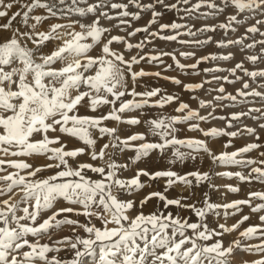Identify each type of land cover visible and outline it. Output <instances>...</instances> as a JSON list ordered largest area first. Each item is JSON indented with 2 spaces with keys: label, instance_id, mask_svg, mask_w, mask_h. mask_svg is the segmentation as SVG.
Segmentation results:
<instances>
[{
  "label": "snow or ice",
  "instance_id": "snow-or-ice-1",
  "mask_svg": "<svg viewBox=\"0 0 264 264\" xmlns=\"http://www.w3.org/2000/svg\"><path fill=\"white\" fill-rule=\"evenodd\" d=\"M190 3L0 0V264H264V214L243 230L249 215H240L230 226L227 223L243 207L255 214L264 212V191H250L246 199L224 203L213 202L208 192H196L202 184L219 192L213 175L264 185V152L258 158L248 156L261 144L251 142L227 150L242 134L260 140L257 128L244 124V119L264 121V108L215 114L216 107L256 102L249 97L264 102V91L256 90L264 89V68L244 66L245 62L253 66L264 63V31L260 28L264 19L258 18L264 17V0H199L190 8L180 7ZM130 5L136 11L130 12ZM205 7L208 12L199 11ZM14 8L17 10L12 11ZM229 10L232 14L226 15V22L196 31L187 23L163 22L165 12H184L180 20L186 21L216 17ZM141 13H150L147 24L128 31ZM193 13L199 15L193 17ZM84 18L90 22L85 23ZM101 20L118 21L112 27L126 35H112ZM251 20L255 23H249ZM240 28L242 34L228 38ZM217 29L224 33L215 41L221 52L199 58L195 51L179 53L195 59L192 64L180 63L174 52H145L156 40L203 47L213 42L211 36L205 40L179 38ZM138 33L143 39L131 43L129 38ZM257 36L262 39H255ZM248 40L252 42L246 43ZM257 45L259 54L245 55L231 69L200 68L208 62L234 60L236 52L226 51L229 48L247 53ZM164 57H170L174 67ZM141 62L163 66L165 72L211 75V79L184 83L160 71L135 70ZM222 71L229 75H215ZM238 71L243 75H237ZM146 76L168 80L188 93L216 82L219 86L211 91L218 95L213 96L214 103L199 99L198 108L193 109L179 95L160 87L138 91ZM241 81L235 94L223 86ZM225 100L231 103L224 104ZM170 105H175V114L144 115L146 109L163 110ZM208 108L212 111L201 115L200 110ZM209 120L223 121L225 127L201 126ZM231 128L239 131L227 130ZM258 128L264 130V123ZM184 131L199 135L181 137ZM220 137L227 140L217 152L210 143ZM72 142L80 146L69 148ZM169 153L172 158L166 167L151 170L157 156L167 158ZM118 156L126 158L118 161ZM205 157L217 167L247 171H201ZM188 162L193 170H177ZM130 171V176H124ZM176 187L187 190L188 195L173 196ZM145 188L158 190L144 193ZM224 188L226 193L240 191L231 184ZM253 200L260 203L253 206ZM213 216L219 217L214 223ZM65 230L70 234L58 236ZM236 232L239 238L226 246L224 236ZM45 238L49 242L41 243ZM252 240L259 243H248ZM61 252H70V258L60 256ZM237 253L260 258L237 260Z\"/></svg>",
  "mask_w": 264,
  "mask_h": 264
},
{
  "label": "rangeland",
  "instance_id": "rangeland-1",
  "mask_svg": "<svg viewBox=\"0 0 264 264\" xmlns=\"http://www.w3.org/2000/svg\"><path fill=\"white\" fill-rule=\"evenodd\" d=\"M89 2H93V0H89ZM113 2L128 3V0H113ZM144 2L147 3V2H150V0H144ZM171 2H175V0H171ZM198 2H199V0H191V3L189 5H180V7L181 8H184V7L190 8L192 5H194ZM217 2L219 3V0H217ZM15 10H17V9L14 8L12 11H15ZM128 10L130 12L136 11V9L133 8L131 5L129 6ZM157 10H160V9H157ZM199 11L200 12H208L209 9H207L205 7V8H201ZM229 14H232V10H229L227 13L216 16V17L209 16L207 19L201 17L199 20L191 19V20L182 21V20H180V16L185 15V13L184 12L176 13L175 11H172V12H165L163 22H170L172 20H176L177 22H180V23H187L189 28L192 31H196L197 28H202L205 25L217 26L220 23L226 22V15H229ZM110 15H115V13L112 12V13H110ZM197 15H199V13H193V17H195ZM258 18L264 19V17H258ZM149 19H150V13H141V19L138 21H132V28L128 29V31H131L134 28L145 26ZM0 22H3V21H0ZM84 22L89 23L90 18H84ZM101 23L105 27H108L111 29L112 35H121V36L126 35L125 32H122L119 29L112 27L114 24L118 23V21H116V20H113L111 22L106 21V20H101ZM249 23H255V21L251 20V21H249ZM193 25H195V27H193ZM260 28H261V31H264V26H260ZM152 30H156V26H153ZM181 31L184 32V31H187V29H181ZM243 32H244V29L240 28L236 34L229 33L228 38L235 39L240 34H242ZM210 36L213 38V42L211 44L205 45L203 47H193V46H189V45H181L178 42H167V41L156 40V41H154V43L152 45H149L145 48V52H149L151 49H155L156 51L164 50V51H168V52H174L177 55V59H179L180 63L192 64V63H195V59H191V58L185 59V58L181 57L179 55V53L181 51H184V52L195 51L196 58H199L201 56L208 55L211 53H219L222 50H220L216 47L215 41L220 40L224 36V33L221 30L217 29V31L215 33L198 32L195 37L181 36L179 38V39H184V40H195V39L205 40ZM141 39H143V34H141V33H138L135 37L129 38L130 42L133 44L139 42ZM255 39L259 40V39H262V37L257 36ZM251 42H252V40L246 41V43H251ZM114 47H118V46L114 45ZM98 51H99V49L92 52L91 54L96 55ZM226 51L236 52L235 59L232 61H229V62H225V61L208 62L205 64H201L200 68L203 69V68L220 67L222 69H231L232 67H234L235 63L241 61L245 55L259 54L260 46L257 45L255 50H252V51L247 52V53H240L236 48H229ZM133 54H135V51ZM153 54H155V53H153ZM164 60H165L166 64H173V67H174V62L170 57H164ZM244 66L246 68H248L249 70H256L257 68H264V63H258V65L253 66V65L245 62ZM134 68H135V70H139V68H144V70L147 72L160 71L163 76L178 77L184 83H199L205 79H211V75H209V76H205L203 74H201L199 76L184 75L183 73H180L178 70H169V71L165 72V71H163V66L155 67V66L149 65L145 62H141V64L139 66H134ZM187 71L191 72L192 70L188 69ZM215 75L228 76L229 73L227 71H222V72L215 73ZM237 75L242 76L243 73L238 71ZM229 79H234V77L229 76ZM244 79L247 80L248 78L244 77ZM249 83L251 84V81H249ZM218 86H219L218 83L213 82L212 84H206L205 89H202L197 93H188V92H184L181 87L172 84L168 80L159 79V78H156L154 76H146V77H143L141 79L140 85H139L137 90L143 91L145 89V87H160L168 93H175V94L179 95L182 100H184L185 102H188L190 104L191 108L196 109V108H198V100L199 99H203L205 101L213 102V96L218 95V93L212 92L211 90L218 87ZM223 86L226 88L228 93L235 94V91L242 87V81L237 82L235 84H224ZM251 86L253 88L256 87L254 84H252ZM256 90L257 91H264V89H261V88H257ZM209 93H211V94H209ZM193 95L197 96L198 99L192 100L191 97ZM239 99L240 98L238 97V100ZM248 99L249 100H255L256 102L252 103V104H246L243 106H237L235 108L228 107V108L221 109L219 107H216L215 114L217 116H223V115H227L233 111L238 112L241 110H247V108H249V107L264 108V102H261L259 100V98L249 97ZM230 103H231L230 101H227V100L224 101V104H230ZM174 107H175V105H170V106H167L163 110L146 109L144 112V115L148 118H153V117L157 116L160 111H163L165 114H175V113H173ZM200 111H201V115H207V113L212 111V109L211 108L201 109ZM259 123H264V121H253V120L247 119V118L244 119V124H246L250 127L257 128V132L260 136L259 141H255L254 137H249L246 134H242L241 136H238L237 138L234 139L233 148H230L227 150L232 151V150H235V148L246 145L247 143L256 142V143L261 144L262 147L253 151L252 153H249L248 156L250 158H258L259 153L264 152V130H260L258 128ZM111 126H115V125H111ZM201 126L204 127L205 129L212 128V127L224 128L225 123L223 121H219V120H209L208 123L202 124ZM227 130L228 131H239V128H231V129H227ZM180 135H181V137H184V136L197 137L199 134L194 133V132L184 131ZM199 138H203V137L201 136ZM226 140H227L226 137L217 138L215 142L210 143V147H212L214 151L218 152L221 150V144L226 142ZM78 146H80V144L78 142H72V143H69V145H68L69 148L78 147ZM125 158L126 157H124V156H118L117 157L118 161H122ZM171 158L172 157H171L170 153L168 154L167 158H161V157L157 156L156 162L151 167V170H158V169H162V168L166 167L167 166V160L171 159ZM13 159H15V158H13ZM83 159H87V157H84ZM140 166L143 167L144 165L141 164ZM254 166H257V165H254ZM177 170L182 171V172L188 171V170H193V165L191 162H188L186 165H178ZM200 170L201 171H213V172H222V171H245L246 172L247 171L245 169H241L238 167H217L216 165L212 164L210 159H207L206 157L203 158V164L201 165ZM46 174L47 173H44V175H46ZM131 174H132L131 171L126 172V173H124V176L127 177V176H130ZM212 182L214 184L220 186L219 192H217V191L207 187V185H203V184L199 188L196 189V192L198 195H200L202 192H208L209 195L211 196L212 201L218 202V203L231 202V201L237 200V199H246L247 194L250 191H264V185H261L257 182H253L251 184L241 183L236 178L228 179L226 177L213 175ZM162 184H163V181L160 182L161 186H162ZM228 184H231L235 187H238L240 189V191L238 193H226V189L224 188V185H228ZM153 190H158V188H145L143 190V192L147 193V192L153 191ZM180 192H183L184 195H188V191L184 190L180 187H176L172 191L171 194L174 196V195L179 194ZM223 193H226V195H222ZM154 203H155L154 201L151 202L148 205V208L151 209V207L153 206ZM252 203H253V206H255L257 203H260V202L253 200ZM57 206L59 207L60 205H57ZM229 211H231V210H229ZM262 214H264V212L259 213V214H255V213L251 212L250 208L243 207L242 213L237 214V216L235 218L229 217L227 223L230 226L231 224H233L235 222L236 219L240 218V215H249L250 220L247 221L244 226H242L241 230H243V227H246L248 224L258 223L259 222L258 221V215H262ZM192 219H195V217L193 216ZM217 219H219V217H215V216L211 217V221L213 223ZM68 234H70V233L65 230V231L58 233V236H63V235H68ZM55 238L56 237H54V239ZM237 238H239L238 232L232 233V234H226L223 239H224L225 245L227 246V244L229 242H231ZM45 242H49L47 240V238H45L44 240L41 241V243H45ZM248 243L255 244V243H259V241L258 240H252V241H248ZM59 255L64 257V258H70L71 253L70 252H61ZM259 258H260L259 256H255V255H246L244 253H237V260L243 259L246 261H253V260H256Z\"/></svg>",
  "mask_w": 264,
  "mask_h": 264
}]
</instances>
